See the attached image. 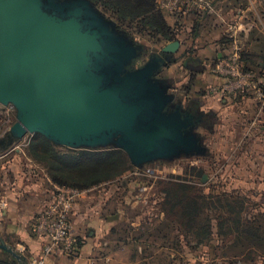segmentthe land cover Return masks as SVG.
Masks as SVG:
<instances>
[{
    "label": "rangeland",
    "instance_id": "obj_1",
    "mask_svg": "<svg viewBox=\"0 0 264 264\" xmlns=\"http://www.w3.org/2000/svg\"><path fill=\"white\" fill-rule=\"evenodd\" d=\"M87 1L138 47L134 68L162 52L165 34L186 42L190 57L204 61L205 73L196 78L183 62L164 68L161 77L179 98L203 104L208 115L196 133L205 153L139 167L113 145L72 149L31 133L10 144L17 113L0 104V179H11L14 190L39 185L45 202L30 212L32 229L55 186L65 182L82 192L69 213L77 252L46 257L44 264H264V0H212L213 19L191 16L182 24L165 0ZM152 20L157 31L148 25ZM236 22L248 34L236 37ZM233 69L240 77H232ZM36 145L48 155L45 161L35 157ZM11 224L0 229V244L11 243L7 229L22 227ZM33 239L26 235L10 246L25 248L27 257L33 247L43 252V243Z\"/></svg>",
    "mask_w": 264,
    "mask_h": 264
},
{
    "label": "water",
    "instance_id": "obj_2",
    "mask_svg": "<svg viewBox=\"0 0 264 264\" xmlns=\"http://www.w3.org/2000/svg\"><path fill=\"white\" fill-rule=\"evenodd\" d=\"M137 57L87 0H0V104L17 113L9 143L31 133L72 149L113 145L139 167L204 154L194 119L157 77L162 60L136 69Z\"/></svg>",
    "mask_w": 264,
    "mask_h": 264
},
{
    "label": "built area",
    "instance_id": "obj_3",
    "mask_svg": "<svg viewBox=\"0 0 264 264\" xmlns=\"http://www.w3.org/2000/svg\"><path fill=\"white\" fill-rule=\"evenodd\" d=\"M165 5L180 24L188 21L191 16H196L200 18L197 20L204 21L210 15V18L214 17L212 12L215 9H213L212 0H165ZM222 22L229 26L227 20L223 19ZM233 25L236 37L245 32L243 35L248 34V27H246L247 30L241 29L238 22ZM236 58L235 56L230 60L232 65H236ZM240 75L238 70H232V77H240ZM8 107L10 112L16 113L14 105L9 104ZM81 193L72 188L55 186L53 197L33 222V234L43 243L44 249L41 257H30L32 264H44L46 257L57 254L74 255L77 252L79 237L76 235L69 213L75 203L76 196ZM8 209V201L0 195V218L5 216ZM20 251L22 254L27 252L25 248H21Z\"/></svg>",
    "mask_w": 264,
    "mask_h": 264
},
{
    "label": "crops",
    "instance_id": "obj_4",
    "mask_svg": "<svg viewBox=\"0 0 264 264\" xmlns=\"http://www.w3.org/2000/svg\"><path fill=\"white\" fill-rule=\"evenodd\" d=\"M175 41H179L181 43L180 50L177 53V55L179 57L178 63L183 62V66L187 67L188 69H190L192 71L191 75L194 78H196L199 75V73H201L203 71L205 73L206 64L204 63V61L198 60V58L190 57V55H189V51H190L189 49L190 48H187L186 42H183V40L181 41L178 39H174L173 41L167 42L165 44V46H167L168 44L175 42ZM209 57H210V55H209ZM191 61L192 62L196 61L197 64L195 65ZM157 77L159 79L165 80L164 78H162L158 75H157ZM169 93L174 96V99H175L174 102L176 105L181 104L182 106L185 105V106L190 107V105L195 104L194 106H195V109H197V111H198L197 113H199L201 116L208 115V113L203 108L204 107L203 104L194 101L190 97L179 98L176 94H174L172 92V86L169 90ZM200 126H198V128L196 129V132L198 131V129L200 130ZM0 175L4 176V172L2 173V171H0ZM10 180L11 179H8L7 177H2V179H0V184L3 187V190H0V195L4 199H6L9 203V209H8L7 213L5 214V216L3 218H0V229L2 231L6 228H9V227L11 228L13 226V224H11V221H13L15 224L17 222L22 223V227H21L22 229L20 228V231L16 232V231H10L9 229H7V232H6V234L9 235L11 238V243L9 242L10 245L12 243H13V245H15V243H19L21 241L25 242L24 240H22V237H25L26 235L28 237L32 238V236H33L35 238V236L33 234L32 225H31L32 214H30V212L33 211L34 212L33 215H34L38 210H40L42 208V206H43L42 204L44 201L39 199L41 197L40 196L41 190L39 189L40 188L39 185L34 184L33 187H31V188H24L23 190H21L22 189V187H21L18 190H14L10 186V183H9ZM20 191H21V193H20ZM16 195H19V197H18L19 200H17L19 202V204H17V205H19V206L17 208H14L13 202L16 201V198H15ZM20 195H22V196L20 197ZM36 202L37 203L39 202V203L36 204ZM39 204H41V205H39ZM13 210H16L17 212L19 211V216L16 213H13ZM16 217H17V219H16ZM33 242H35L36 245H37V243H39L36 240V238L33 239ZM11 247H13L20 254V252H21L20 251L21 248H19L20 246H16V247L11 246ZM34 249L35 248L33 247V249H31V251L28 252L31 254L29 257L26 256L27 252L23 253V254L21 252L20 255H22L24 257V262L27 259L28 263L32 264V262H31L32 259L30 257L37 258V257H41L43 255L41 251H39V250L35 251ZM2 257H4V258H2ZM49 258H51V256L47 257L46 259L50 260ZM15 263L16 264H25V263H19L10 254H8L6 251H4L3 249L0 248V264H15Z\"/></svg>",
    "mask_w": 264,
    "mask_h": 264
},
{
    "label": "flooded vegetation",
    "instance_id": "obj_5",
    "mask_svg": "<svg viewBox=\"0 0 264 264\" xmlns=\"http://www.w3.org/2000/svg\"><path fill=\"white\" fill-rule=\"evenodd\" d=\"M153 57H157V58H160L162 60L161 61L162 66L160 69L161 72L158 73V76H160V77H161V73H162L163 68L171 67L172 65L177 64L179 61V57H178L177 53H175V54H168V53L164 54L161 52L159 55L152 56V58ZM192 63H194L195 65L197 64L196 61H193ZM140 65L142 66V63L138 64L137 67L138 66L140 67ZM194 105L195 104L190 105V107H188V106H185V105L182 106L181 104H179L178 106H179V109L181 110V112L184 116L191 117L194 119V123H195V126L197 125L196 126V129H197L198 126H200L202 121L204 120V115L201 116L199 113H197L198 111H197V109H195Z\"/></svg>",
    "mask_w": 264,
    "mask_h": 264
},
{
    "label": "trees",
    "instance_id": "obj_6",
    "mask_svg": "<svg viewBox=\"0 0 264 264\" xmlns=\"http://www.w3.org/2000/svg\"><path fill=\"white\" fill-rule=\"evenodd\" d=\"M146 23H148V22H146ZM150 24H151V25H150ZM148 25H150V27H152V29H153L154 31H157V30H158V29H157V25H156V23H155L153 20H152V21H149ZM167 33H168V32H167ZM165 37L168 38L169 41H173V40L175 39V38H174V39H173V38L171 39L170 36L168 37V35H166V34H165ZM169 41H168V42H169ZM261 56H262V57H260V59H261L262 63H260V67H261L262 69H264V55H261ZM38 136H39V135H38ZM40 140H41V144H42V147H43V143H42L43 139L41 138ZM44 141H45V140H44ZM45 143L48 144L46 141H45ZM39 144H40V143H39ZM42 147H39V146L37 147V145H36V149H38V152L36 153V156H35V157H36L37 159H41L42 161H45V159L48 158V157H47L48 155H44V154L41 152ZM45 150H46V149H45ZM106 157H107V156H106ZM119 157H120V156H119ZM120 158H121V157H120ZM52 164H53V163H52ZM53 165H54L55 168L57 167V168H59V169H62L61 166H60V167L58 166V164H53ZM104 173H105V174H108L107 172H104ZM117 174H118L117 172H115L114 174H109L108 176H107V175L100 174V179H97L98 181L94 182V181H95V180H94L93 182H90L89 185H86V186H84L83 188H80V189H86V188H89L88 186H91V185L97 184L98 182H100L101 180H103V179H105V178H106V179H110V178H112L113 176H115V175H117ZM102 175L104 176L103 178H102ZM54 176H55V175H54ZM55 177H56V176H55ZM106 179H105V180H106ZM63 184H64V185H61V186L68 187V188L71 187V185H67V186L65 185V184H68V183L63 182ZM73 188H75V187H73ZM15 264H16V263H15Z\"/></svg>",
    "mask_w": 264,
    "mask_h": 264
},
{
    "label": "bare ground",
    "instance_id": "obj_7",
    "mask_svg": "<svg viewBox=\"0 0 264 264\" xmlns=\"http://www.w3.org/2000/svg\"><path fill=\"white\" fill-rule=\"evenodd\" d=\"M14 107H15V106H14ZM15 108H16V107H15ZM29 134H30V133H28V134H27V135H25V136H28ZM25 136H24V137H25ZM24 137H23V138H24Z\"/></svg>",
    "mask_w": 264,
    "mask_h": 264
}]
</instances>
